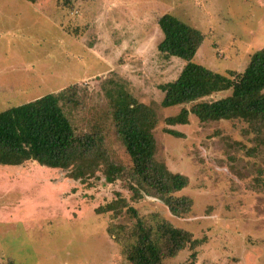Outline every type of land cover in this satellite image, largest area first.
<instances>
[{
	"label": "rangeland",
	"instance_id": "rangeland-1",
	"mask_svg": "<svg viewBox=\"0 0 264 264\" xmlns=\"http://www.w3.org/2000/svg\"><path fill=\"white\" fill-rule=\"evenodd\" d=\"M164 14L204 35L191 62L216 73L242 72L264 48V0H0V112L74 86L78 102L64 104L74 131L99 128L114 162L129 166L101 89L119 81L155 109V158L188 178L179 194L193 202L189 214L174 217L156 199L130 201L119 181L80 183L35 163L0 165V264H130L106 233L110 214H95L116 192L140 215L158 213L201 240L163 264H264V131L193 115L187 125H165L182 106L161 107L158 86L185 63L157 50ZM113 222L133 220L123 211Z\"/></svg>",
	"mask_w": 264,
	"mask_h": 264
},
{
	"label": "trees",
	"instance_id": "trees-1",
	"mask_svg": "<svg viewBox=\"0 0 264 264\" xmlns=\"http://www.w3.org/2000/svg\"><path fill=\"white\" fill-rule=\"evenodd\" d=\"M156 25L162 35L158 52L185 63L175 80L158 86L163 93L161 107L182 106L177 115L164 119L165 125H187L193 115L200 123L240 120L256 134L264 131V48L251 55L242 72L223 75L191 62L205 38L199 30L170 14L159 17ZM74 89L67 87L0 112V165L35 163L66 171L67 179L80 183L100 176L105 184L123 183L132 202L149 197L160 201L174 217L189 214L192 199L179 194L188 186V178L155 158L153 130L159 120L155 109L138 102L119 81L109 79L102 86L115 134L129 159V166H124L110 156L102 130L74 131L64 112V104L78 102ZM225 91H230L226 97L206 99ZM166 133L181 136L170 129ZM123 211L133 220L131 226L113 222ZM95 214H110L106 233L130 264H163L183 249L194 251L201 244L158 213L140 215L117 192Z\"/></svg>",
	"mask_w": 264,
	"mask_h": 264
}]
</instances>
